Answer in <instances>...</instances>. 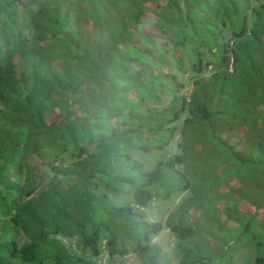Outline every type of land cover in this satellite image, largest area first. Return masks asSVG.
I'll use <instances>...</instances> for the list:
<instances>
[{
    "label": "trees",
    "instance_id": "obj_1",
    "mask_svg": "<svg viewBox=\"0 0 264 264\" xmlns=\"http://www.w3.org/2000/svg\"><path fill=\"white\" fill-rule=\"evenodd\" d=\"M55 1L0 0V264H94L104 236L110 256L131 252L143 264H164L155 260L160 250L149 245L164 227L176 238L182 254L178 264L223 259L226 248L216 257L203 245V236L212 246L218 240L213 237L216 225L201 223L199 214L209 205L222 219L217 207L222 202L226 218L234 219V197L243 190L261 193L258 205L264 211V0H84L79 13L72 10L73 0ZM251 1L259 7L252 10L255 27L248 28ZM119 2L130 7L122 6L120 13ZM33 8L37 15L31 14ZM40 14L43 23L37 20ZM225 17L232 22L229 38L222 31ZM27 21L36 28L42 24L45 54L25 44ZM164 39L183 47L197 41L212 45L225 68L207 81L197 80L189 101L181 98L179 107L157 112L155 118L149 111L145 121L133 110L142 104V95L153 90L152 84L175 82L163 73L144 81L145 63L150 67L161 61L154 44ZM190 50L201 72V53ZM231 57L233 72L227 70ZM79 60L89 75L78 66L72 70L70 62ZM113 66L122 73L111 72ZM129 69H135L133 75ZM245 79L244 92L238 83ZM127 94L134 95L133 108L122 100ZM186 110L191 117L180 130V153L144 170L128 152L162 151ZM90 134L99 140L97 150L81 159L88 155ZM192 142L207 151V162H201L208 168L197 169L191 160ZM67 151L78 160L57 164ZM228 161L237 175L225 177L227 168L221 165ZM23 172L27 184L10 180ZM44 176H50L47 189L29 199ZM219 177H225L220 184ZM101 184L111 192L128 191L130 202L113 205L107 194L99 193ZM173 187L198 189L194 200L182 203L194 213L192 221H147L142 209L153 199L169 197ZM212 189L219 194L217 201ZM244 214L246 223L240 215L232 228L240 232L238 238L262 228L255 264H264V214L259 223L257 213ZM20 236L27 241L20 243ZM56 236L76 237L90 258L70 253Z\"/></svg>",
    "mask_w": 264,
    "mask_h": 264
},
{
    "label": "rangeland",
    "instance_id": "obj_2",
    "mask_svg": "<svg viewBox=\"0 0 264 264\" xmlns=\"http://www.w3.org/2000/svg\"><path fill=\"white\" fill-rule=\"evenodd\" d=\"M58 1L59 0H56L55 2L58 3ZM83 1L84 0H73L72 10L75 13L80 12ZM122 6L130 7L128 3H120V13H122ZM258 7L259 3L254 1L250 2L249 9L246 12L248 16V28L255 27L254 13L252 12V10L257 9ZM32 10L33 11H31V14H38L36 12V9L33 8ZM22 11V8L16 9L17 14L19 15H21ZM130 12L131 11H129V13ZM37 20L41 21V23L46 21L44 20V14L38 15ZM152 21H156V18H153ZM224 21L225 26L223 27L222 31L223 34L227 38H229L232 22L229 17H225ZM220 23L221 20L219 19L218 24L220 25ZM41 27L42 24H40L39 28H36L35 26L28 24L27 21L24 27V30L27 31L24 34V40L27 47L35 49L43 55L46 53V48L42 42L44 35L42 34ZM78 30V34L81 35L82 26H78ZM81 40L83 41V44L85 43L87 47L91 48V45H88V41L85 42L83 38H81ZM198 41L202 42L201 38H199ZM198 41L192 45H184V47L182 45H178L177 43L172 44L165 39L156 42L154 45L160 51L159 59L161 61H156L155 64L150 67L148 66L147 62L145 63L148 69L146 71L147 73L144 81H148L147 79H149L151 75L154 76L159 73H163L175 77V82L166 80L162 81L160 84H157V86H154V84H152L151 86L153 90L150 89L148 93H144L142 95V104L139 106V108H133L131 106L132 97L134 95L127 94L126 97L122 100L125 101V103H127L129 107L131 106V108H133L135 112L144 115L145 121H147L150 117V115L148 114L149 111L152 112V116L155 118V113L157 112H163L169 108L179 107V99L184 98L186 101H189V99L192 97V93L195 91V82L197 80L203 79L207 81L214 72L225 68V66H223L221 63L220 54L219 52H217V48L212 45H201ZM192 47L197 53H201V72H197L195 69L197 58H195L190 50V48ZM182 48L185 49L184 52H181ZM106 51H108L107 48L103 49L101 55L104 56L103 54L106 53ZM110 54L111 56H116L114 50H110ZM76 58H82V56H77ZM70 64L72 66V70H74V66H78L83 70L84 73L88 75L90 74V71L86 70L81 60L72 61L70 62ZM227 70L229 72H233L232 57L230 63L227 66ZM116 71H118V73L120 74L122 73L121 71H119V68L117 66H113L111 72ZM128 71L130 75H133L132 72L135 71V69H129ZM134 74L140 78L137 73ZM238 86L245 92V89L247 87L246 79L241 83H238ZM127 105L125 104V106ZM189 117L191 116L189 115L187 110L180 115L179 120L173 124L175 128H173V136L170 140V143L162 151L151 150L148 153H143L139 150H132L128 152L131 158L140 162L144 170H152L160 161L165 160L169 156L179 154V143H181L180 130L182 128L184 120ZM147 124L150 123L146 122V125ZM96 139L97 138L95 137V135L90 134L89 139L85 144V149L88 155H84L81 159H86L87 156L97 150L99 140ZM194 143L195 142H192L188 148L191 160L194 161L195 165H197V169L208 168V164H202L203 161L207 162V151L200 149L197 145L193 146ZM77 160V158L71 156L70 151H67L63 155L58 156L57 164L62 163L64 165H69ZM221 166H225L227 168L228 173L225 177L235 176L238 174L237 170H235L234 166L229 161L226 162V164H222ZM51 175L52 174H50V176ZM50 176L43 177L41 182L36 185L35 190L29 199H35L39 193L47 189L48 185L50 184ZM247 176H250V174H247ZM225 177H219L217 183L220 184ZM10 180L20 185L28 183L25 172L17 176H11ZM98 191L99 193L107 194L110 201L115 206L127 205L131 199L130 193L123 188H119L117 191L111 192L106 190V188L101 184ZM194 191H198V189L195 188L193 189V191L182 192L180 191L179 187L171 188L169 197L153 199L147 205V207L142 209L145 214V219L149 222L161 223H164L170 217H172L174 220H181L184 222L192 221V219L194 218V213L191 211V209H186L184 206H182V203L186 200H194ZM220 192L224 193L226 191L221 190ZM243 192L244 193L239 192L234 197V205L232 208H234L233 211L236 214L232 213L231 215L234 219L230 220L226 218V215H224L223 213L225 210H223L224 203L222 202L217 203V207L220 209L218 210L221 211L223 215L222 219L219 216L220 214L215 212V210L213 211V207L209 205H207V208L210 210H207L206 208L205 212L199 214V221L201 223H204L207 226L210 224L216 225V228L213 229V233H215L213 237L218 240V245L212 246V244L208 243L209 240H207L206 237L203 236L201 238L203 245L209 247L211 249V252L216 254L223 250V248H226L224 252L227 256L223 259L219 258L215 261L214 264H255V259L258 252L256 250V243L257 239H259L258 236H260V230H262V228H252V232L250 234H241L239 238L238 236L240 232H236V229L233 228L236 227V225L239 223L238 221L240 220V215H244L242 219L243 224L246 223V221L248 220V216L244 214L245 212L253 214L257 213L258 217H256L255 220L259 223V221H261L259 216H262V214H264V211H262V208L258 204H260L263 198L262 196H260L261 193L258 194L256 192H246L245 190H243ZM245 193L248 195H246ZM212 194L214 195V200L217 201V197L219 196L217 190L212 189ZM107 237L108 236H104L100 239V254L99 256L92 259L94 264H143L141 258L137 254L131 252L125 256H110L108 253V249L105 246L106 240L108 239ZM56 238L70 253L78 256L80 259L83 260L90 258L86 252H84L77 246L76 237L71 239L64 238L62 236H56ZM26 241L27 238L25 236L19 237L20 243H24ZM149 245L156 246L160 250V254L155 259L156 262H162L164 264H178L182 258V254L177 248L176 238L165 227L160 233L150 237ZM218 256L220 255L218 254L216 257ZM229 257H231V259Z\"/></svg>",
    "mask_w": 264,
    "mask_h": 264
}]
</instances>
